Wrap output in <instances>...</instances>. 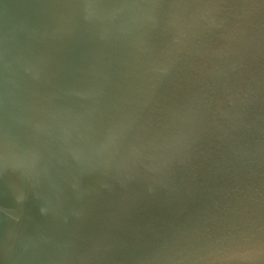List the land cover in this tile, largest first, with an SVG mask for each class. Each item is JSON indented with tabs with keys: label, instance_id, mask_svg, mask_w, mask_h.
I'll list each match as a JSON object with an SVG mask.
<instances>
[{
	"label": "water",
	"instance_id": "water-1",
	"mask_svg": "<svg viewBox=\"0 0 264 264\" xmlns=\"http://www.w3.org/2000/svg\"><path fill=\"white\" fill-rule=\"evenodd\" d=\"M0 264H264V0H0Z\"/></svg>",
	"mask_w": 264,
	"mask_h": 264
}]
</instances>
